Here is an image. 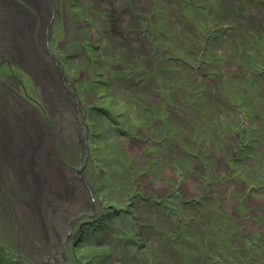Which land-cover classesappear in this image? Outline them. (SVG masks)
I'll return each mask as SVG.
<instances>
[{"label": "rangeland", "instance_id": "obj_1", "mask_svg": "<svg viewBox=\"0 0 264 264\" xmlns=\"http://www.w3.org/2000/svg\"><path fill=\"white\" fill-rule=\"evenodd\" d=\"M155 1V38L92 66L67 57L84 19L55 20L40 53H64L83 111L56 68L26 91L0 74V264H188L186 242L198 264L264 263V0Z\"/></svg>", "mask_w": 264, "mask_h": 264}, {"label": "flooded vegetation", "instance_id": "obj_2", "mask_svg": "<svg viewBox=\"0 0 264 264\" xmlns=\"http://www.w3.org/2000/svg\"><path fill=\"white\" fill-rule=\"evenodd\" d=\"M197 1L198 0H170V4H177V2H179L182 8H185V6L189 4L195 5ZM74 2L75 0H0V74L15 76L17 82H20L21 86L26 91L28 88L26 84L28 76L30 77L29 81L36 83L40 88L43 86L41 76L38 77V82L36 78L33 77V74L35 75L36 71L41 70L43 76L50 69L53 74V69L56 68L65 89L78 100L77 108H81V111H83L84 108L82 109L81 107L83 100H81V95L79 96L76 86H74V90H72V87L69 88L68 79L64 77V53L61 52L58 57L49 47L48 52H50V56L46 55L44 57L40 53L41 49L45 51L44 46L46 47V42L48 46L53 42L52 35L54 32L53 24L55 20L60 21L63 33H65L69 27L67 23L71 18L67 11V4L70 5L73 11L72 17H82L84 19V23L81 24V26L77 25V23H80L79 20L76 22L78 26L77 29H85L86 26L89 32L85 29L83 32L85 36L82 38L81 43H74L72 41L71 46L75 48V51L71 52L67 57L87 59L88 65L92 66L93 63L99 61L95 56L99 51L103 50L104 46L107 50H110L113 46L122 50L126 46L132 44L143 46L142 43H144L145 35L155 38V35L158 34L155 31V28L157 29V13L155 12L157 2L155 0H80L81 5L78 3L77 6ZM170 4H167V6ZM198 5L199 4H196V6ZM168 7L171 8L170 6ZM162 17L163 16H161V20H164L165 17ZM168 19L170 20L171 18H167V20ZM74 35L73 38L79 40L77 38L81 34L74 33ZM47 38L48 40L46 41ZM58 44V48L63 51L66 41H63L61 38ZM92 52L94 55L90 57ZM107 53H109V51H107ZM104 54L103 56H105ZM105 57L107 58V56ZM20 72L22 73L20 74ZM122 72L123 71H121V73ZM24 73L27 74L25 76L26 78H24ZM86 76L87 75H84L82 72L80 77L75 79L79 80L77 83H81ZM120 77H123V75L121 74V76H118V78ZM143 78L145 77L138 79V81H143ZM70 83L72 82L70 81ZM141 86L144 91H147L149 88L148 83ZM126 87H128V85ZM164 91L163 86H159V90L155 91L157 93L156 102H158L160 97H162L161 102L163 99L165 100ZM165 105L166 107L169 106L166 103ZM168 112L171 114L169 107ZM2 117L4 116H0V119H2ZM235 133L240 137L245 136V133ZM134 138V141L140 140L137 137ZM241 139H239L237 143L243 150L244 141L243 138ZM134 141L133 144H137V142ZM203 153L196 154L193 151L187 152L189 156L196 159L200 158ZM206 156L208 155L206 154ZM148 157L150 156L148 155ZM235 160L232 158V162H235ZM149 163L150 161L146 160V164ZM197 180L201 183V186L206 189L204 190V192L206 191L205 193L214 191L213 186L218 184L216 181L214 182L208 179L206 175L204 177H198ZM152 197L157 199L158 196L153 194ZM181 202L185 204V207L188 206L185 200H181Z\"/></svg>", "mask_w": 264, "mask_h": 264}, {"label": "trees", "instance_id": "obj_3", "mask_svg": "<svg viewBox=\"0 0 264 264\" xmlns=\"http://www.w3.org/2000/svg\"><path fill=\"white\" fill-rule=\"evenodd\" d=\"M248 115H250V114H248ZM233 128H234V126H233ZM173 197V196H172ZM152 198H154V197H152ZM155 200V202L157 203V201H158V203L160 202L159 200H156V199H154ZM170 200L168 199L167 200V202L166 203H168ZM157 203V204H158ZM180 207H181V203H180ZM98 219H96V220H94V221H89V223L88 224H86V225H83V228H82V231L84 232V233H86L87 232V228H89V227H91V228H89L88 230V233H87V238H90L91 236H96V237H99L98 235L99 234H97L96 235V232H95V229H97V231H99L98 230V227H101V225L99 224L98 225V223L97 222H99V221H97ZM92 222H94V223H92ZM182 237V236H181ZM176 239H179L178 237H176ZM185 239L187 240V241H189L190 242V238H189V236H186L185 237ZM186 245H187V249H186V255H188L189 256V258H190V262L188 263V264H193V263H197L198 264V259L199 258H197V252L198 251H196V248L195 247H192L190 244H188L187 242H186ZM105 247H106V245H104ZM194 253V255L195 256H193V255H190V254H193ZM196 258H197V261L195 262L194 261V259L196 260ZM201 259V258H200ZM3 261H5V260H3ZM205 264H211L210 263V260H208L207 261V263L205 262ZM262 264H264V263H262Z\"/></svg>", "mask_w": 264, "mask_h": 264}, {"label": "water", "instance_id": "obj_4", "mask_svg": "<svg viewBox=\"0 0 264 264\" xmlns=\"http://www.w3.org/2000/svg\"><path fill=\"white\" fill-rule=\"evenodd\" d=\"M84 121H85V119H84ZM88 130H89L88 128L85 130V137H84V147H85V152L87 153V155L85 157V163L87 161V156L89 154H91L90 153V145H89V142H88V133H89ZM85 163H84L83 168L81 169V173L83 175V180H84L85 184L87 185L88 182L86 181V174H85L86 164Z\"/></svg>", "mask_w": 264, "mask_h": 264}]
</instances>
